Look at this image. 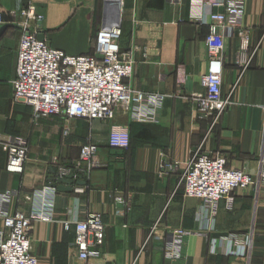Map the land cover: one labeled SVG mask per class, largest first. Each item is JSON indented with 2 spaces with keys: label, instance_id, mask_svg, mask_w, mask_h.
Masks as SVG:
<instances>
[{
  "label": "crops",
  "instance_id": "crops-1",
  "mask_svg": "<svg viewBox=\"0 0 264 264\" xmlns=\"http://www.w3.org/2000/svg\"><path fill=\"white\" fill-rule=\"evenodd\" d=\"M25 4H33L42 16L40 32L53 49L72 56L94 53L96 33L106 24L104 0H0V10ZM189 5L190 0H122L118 43L121 50L132 51L134 61L125 83L164 95L157 123L133 122L124 112L105 121L35 120L29 106L11 98L20 30L13 24L0 26V135L28 143L20 175L6 171L7 156L0 147V213L48 217L35 221L31 231L32 255L39 264H243L228 254L227 239H246L253 189L235 191L231 209L220 201L211 219L200 200L183 197L177 176L161 173L160 164L170 159L184 166L201 148L210 157L226 158L228 168L255 173L264 140V0H246L243 34L224 30L221 92L227 104L213 126L211 119L197 117L190 100L204 92L200 78L207 72L209 28L189 20ZM116 124L128 127L125 150L107 145ZM86 144L97 146V165L74 175L71 192L49 187L51 169L72 168ZM80 177L82 186L76 184ZM8 192L16 195L1 197ZM89 213L101 216L104 240L99 256L83 262L73 244V223ZM65 223H70L69 231ZM177 229L188 233L182 257L166 260V238ZM251 264H264L263 198Z\"/></svg>",
  "mask_w": 264,
  "mask_h": 264
},
{
  "label": "built area",
  "instance_id": "built-area-1",
  "mask_svg": "<svg viewBox=\"0 0 264 264\" xmlns=\"http://www.w3.org/2000/svg\"><path fill=\"white\" fill-rule=\"evenodd\" d=\"M112 2L104 0L106 24L96 33L94 53L79 56L53 49L45 39H38L42 16L33 4H25L12 11L0 10V26L13 24L21 33L16 75L11 82V98L16 103L29 106L35 120L63 117L88 122L105 121L114 119L118 112H124L133 122L159 121L164 95L137 91L125 83L133 74V53L119 47L122 0L117 1L118 12L115 15ZM168 2L177 4L178 0ZM245 3L246 0H190L189 20L209 28L205 36L207 72L200 78L204 92L192 94L190 100L197 117L211 119L212 126L219 120L227 104L221 92L224 30L231 29L243 34ZM179 71L183 80V67H179ZM67 134L68 131L64 130L63 135ZM129 144L128 127L123 124L111 126L108 147L125 150ZM0 147L7 156L6 171L22 174L28 147L26 139L0 135ZM96 153V145H84L72 168L59 165L61 175H85L86 171L97 165ZM53 162L58 164L59 157L55 156ZM160 170L163 171L161 173L176 175L177 188H181L183 197L200 200L205 214L211 219L216 216L220 201L224 200L226 208L231 209L235 191L253 189L255 214L246 239H227L228 254L242 259L243 264H251L256 235L255 216L260 199H264V140L253 174L228 168L226 158L210 157L201 148L192 154L184 166L163 159ZM12 195L16 193L8 192L1 197ZM37 220H48V217H27L19 211L14 215L0 213V264H39L32 255L31 246L32 226ZM73 226V244L78 259L88 262L97 258L104 240L101 216L89 213L83 220L75 221ZM64 229L69 231L70 223H65ZM187 234L181 229L168 234L163 248L166 260L181 259L182 243Z\"/></svg>",
  "mask_w": 264,
  "mask_h": 264
},
{
  "label": "water",
  "instance_id": "water-1",
  "mask_svg": "<svg viewBox=\"0 0 264 264\" xmlns=\"http://www.w3.org/2000/svg\"><path fill=\"white\" fill-rule=\"evenodd\" d=\"M39 27V26H38ZM40 29V27H39ZM38 39L40 41L44 40V35L39 34ZM50 173L54 176V178L51 180V183H49V187L51 188H55L60 192H71L72 191V181L74 179V175H69V176H64L61 175L60 173L57 172L56 168L51 169ZM83 177H80V181H77L76 184L77 185H84V180L82 179ZM65 184H67V186H65Z\"/></svg>",
  "mask_w": 264,
  "mask_h": 264
},
{
  "label": "bare ground",
  "instance_id": "bare-ground-1",
  "mask_svg": "<svg viewBox=\"0 0 264 264\" xmlns=\"http://www.w3.org/2000/svg\"><path fill=\"white\" fill-rule=\"evenodd\" d=\"M111 1H113L112 2V8H113V11H114V14L113 15H115V12H118V5H117V3L119 2V0H111Z\"/></svg>",
  "mask_w": 264,
  "mask_h": 264
},
{
  "label": "rangeland",
  "instance_id": "rangeland-1",
  "mask_svg": "<svg viewBox=\"0 0 264 264\" xmlns=\"http://www.w3.org/2000/svg\"><path fill=\"white\" fill-rule=\"evenodd\" d=\"M254 210H255V208H254ZM255 214V211H253V215ZM255 221H256V216H255ZM252 223V222H251Z\"/></svg>",
  "mask_w": 264,
  "mask_h": 264
}]
</instances>
